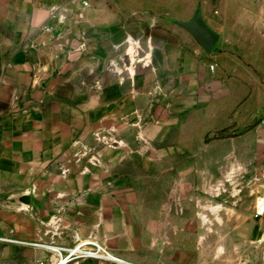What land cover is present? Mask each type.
Instances as JSON below:
<instances>
[{"label": "rangeland", "instance_id": "rangeland-1", "mask_svg": "<svg viewBox=\"0 0 264 264\" xmlns=\"http://www.w3.org/2000/svg\"><path fill=\"white\" fill-rule=\"evenodd\" d=\"M86 1L61 0L29 36L27 66L10 72L11 104L0 105V238L22 243L0 241V264H56L58 253L34 245L89 243L129 264H264V113L249 137L211 130L212 109L244 95L229 82L181 132L185 109L208 103L181 72L205 53L174 24L200 5L232 14L231 1L255 19L264 0ZM26 194L29 206L19 201Z\"/></svg>", "mask_w": 264, "mask_h": 264}, {"label": "crops", "instance_id": "crops-1", "mask_svg": "<svg viewBox=\"0 0 264 264\" xmlns=\"http://www.w3.org/2000/svg\"><path fill=\"white\" fill-rule=\"evenodd\" d=\"M60 5L61 0H0V105L6 100L5 93L10 89L13 78L10 73L12 68L27 66V52L33 45L29 36L37 35L40 27L52 17L55 9ZM229 5L235 12L222 17L219 12L204 13L202 5L198 7L201 8L204 21L220 35V40L210 55L194 40L204 51L205 56L198 54L201 60L197 66L186 67L181 74L189 76L183 79L185 83H195L197 87L202 84V94L208 103L201 109L197 107L193 108V111L185 109L186 112L191 113L181 125V132L188 128L200 110L210 107L212 109L214 99L220 97L229 82H237L241 85L244 95L236 99L231 106H223L220 111L212 109L211 121H215L213 122L215 127L211 130L247 131L244 137H249L262 127L255 121L264 113L260 110L264 108V90L258 85L264 81V5L261 16L255 19L251 16L242 17L234 2H229ZM224 21L228 22L227 27L223 24ZM238 36L243 40L240 45L235 43L239 39ZM206 58L216 62L214 72L211 71L212 65H208ZM254 91L256 94L253 96ZM6 101L11 104L9 99ZM10 109L8 107V110ZM6 113L0 108V115ZM149 130L147 132H150ZM143 134L145 135L146 132L143 131ZM217 142L230 144L232 139ZM160 157H166V152L160 154ZM155 225L157 224H153ZM153 249L156 250V247Z\"/></svg>", "mask_w": 264, "mask_h": 264}, {"label": "water", "instance_id": "water-1", "mask_svg": "<svg viewBox=\"0 0 264 264\" xmlns=\"http://www.w3.org/2000/svg\"><path fill=\"white\" fill-rule=\"evenodd\" d=\"M174 24L189 33L197 44L209 55L212 54L220 40V35L213 31L204 21L201 8L196 10L192 20L174 21ZM19 201L23 205L29 206L31 204V196L28 194L23 195Z\"/></svg>", "mask_w": 264, "mask_h": 264}, {"label": "built area", "instance_id": "built-area-1", "mask_svg": "<svg viewBox=\"0 0 264 264\" xmlns=\"http://www.w3.org/2000/svg\"><path fill=\"white\" fill-rule=\"evenodd\" d=\"M83 6L85 8L89 7V2L86 0H83ZM215 68H216L215 65H212L210 67L212 72L215 71ZM0 241H4V239L0 238ZM87 246H91V247L87 248ZM63 250H64L63 253H67L66 258H68V260L73 259L75 257H83V258H90V259L105 260V261L114 262L117 264H129L119 258H116V257L111 258L110 254L105 249H103L101 246L95 243L82 244L79 247L74 248V249H63Z\"/></svg>", "mask_w": 264, "mask_h": 264}, {"label": "bare ground", "instance_id": "bare-ground-1", "mask_svg": "<svg viewBox=\"0 0 264 264\" xmlns=\"http://www.w3.org/2000/svg\"><path fill=\"white\" fill-rule=\"evenodd\" d=\"M258 209H259V213L260 214H263L264 213V200H260L259 203H258ZM4 241H7V242H12V243H22V242H18V241H12V240H4ZM34 245V244H32ZM36 247H41V248H45L49 251H52V252H55V253H58L60 256H62L61 260H59L56 264H68L69 261H66V257L63 256V252L64 250L63 249H60V248H51V247H47V246H41V245H34ZM110 254V253H109ZM110 257L111 258H114L113 255L110 254Z\"/></svg>", "mask_w": 264, "mask_h": 264}]
</instances>
